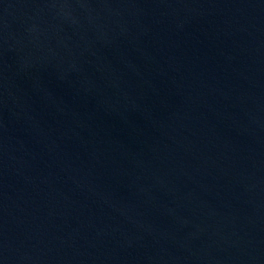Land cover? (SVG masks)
Segmentation results:
<instances>
[{"label":"water","instance_id":"water-1","mask_svg":"<svg viewBox=\"0 0 264 264\" xmlns=\"http://www.w3.org/2000/svg\"><path fill=\"white\" fill-rule=\"evenodd\" d=\"M0 264H264V0H0Z\"/></svg>","mask_w":264,"mask_h":264}]
</instances>
